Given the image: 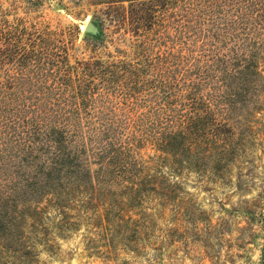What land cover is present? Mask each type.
Masks as SVG:
<instances>
[{"label": "trees", "instance_id": "obj_1", "mask_svg": "<svg viewBox=\"0 0 264 264\" xmlns=\"http://www.w3.org/2000/svg\"><path fill=\"white\" fill-rule=\"evenodd\" d=\"M107 1L103 16L116 28L130 19L136 25L140 20L150 21L157 3ZM179 1L181 31L202 12L207 18L200 30V56L181 73L194 76L182 82L174 104L165 97L159 121L149 126H81L37 120L80 116L89 97L86 83L109 70L110 75L134 72L122 63L104 66L96 60L75 68L66 65L62 80H56V92L34 97L31 107L23 106V112L12 109L11 97L0 92V192L7 187L12 194L0 195L2 264L6 260L30 262L31 237H42L46 251H55L44 207L55 209L61 217L54 225L61 238L77 230L80 218L91 228L116 232L129 220L123 219L125 209L130 212L147 201L162 209L178 203L181 183L177 180L183 170L226 180L234 165L249 163L243 161L251 154L255 136L252 119L255 113H264L260 70L264 63V0ZM124 2L128 7H147L146 16L139 18L126 11ZM15 33L29 35L35 46L41 37L23 29ZM135 34L139 36L137 30ZM13 35L0 31V42ZM35 46L31 50L34 56ZM46 65L50 62H39L38 71ZM48 103L50 109L36 113L38 106ZM26 113L30 116H23ZM148 146L154 154L144 158L142 151ZM94 202L102 206L103 214H98ZM72 210L81 217L71 215Z\"/></svg>", "mask_w": 264, "mask_h": 264}, {"label": "rangeland", "instance_id": "obj_2", "mask_svg": "<svg viewBox=\"0 0 264 264\" xmlns=\"http://www.w3.org/2000/svg\"><path fill=\"white\" fill-rule=\"evenodd\" d=\"M107 2L0 0V31L14 32L0 42V92L11 97L12 109L22 111L24 105L31 107L34 97L56 92L62 67L96 60L104 66L122 63L134 72L110 75L109 70L95 76L86 83L89 97L80 116L38 118L39 123L149 126L159 121L165 97L176 102L173 98L182 82L194 76L181 73L200 56L205 13L190 19L181 31L180 1L157 0L153 21L140 20L136 25L130 19L116 28L103 16ZM123 5L139 18L146 16L147 7ZM87 24L96 28L95 34L85 30ZM21 29L41 36L37 46L30 43L29 35L15 33ZM32 46L36 56L31 55ZM43 61L50 65L38 71ZM260 70L264 76V63ZM39 109H50L49 103L38 106L37 114ZM252 121L251 154L243 161L248 164L234 165L226 180L183 170L177 180L178 203L162 209L147 201L130 212L125 209L123 219L129 220L120 231H99L80 218L77 230L61 238L54 228L61 217L44 207L55 251H46L42 237H31L28 244L33 248L26 264H264V113H255ZM142 153L144 158L154 154L151 146ZM8 192L5 187L0 195L12 196ZM94 204L103 214L102 206ZM72 211L71 215L81 217Z\"/></svg>", "mask_w": 264, "mask_h": 264}, {"label": "water", "instance_id": "obj_3", "mask_svg": "<svg viewBox=\"0 0 264 264\" xmlns=\"http://www.w3.org/2000/svg\"><path fill=\"white\" fill-rule=\"evenodd\" d=\"M85 30L89 33L95 34L96 33V28L90 24H87L85 26Z\"/></svg>", "mask_w": 264, "mask_h": 264}]
</instances>
